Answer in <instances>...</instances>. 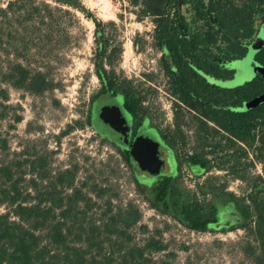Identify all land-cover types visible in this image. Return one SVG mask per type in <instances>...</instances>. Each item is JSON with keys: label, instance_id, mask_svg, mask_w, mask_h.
<instances>
[{"label": "trees", "instance_id": "16d2710c", "mask_svg": "<svg viewBox=\"0 0 264 264\" xmlns=\"http://www.w3.org/2000/svg\"><path fill=\"white\" fill-rule=\"evenodd\" d=\"M53 1L76 8L93 21L98 43L94 62L96 76L103 85L122 91L127 103L131 102L140 110L141 98L137 101L131 82L118 81L113 72L105 68L112 64V58L119 56L120 49L106 53L109 39L103 38L102 22L74 4H82L79 0ZM127 1L135 8L139 20L152 19L153 38L162 51L160 64L168 80V90L195 114L198 145L192 154L183 153L178 157L180 169L185 165L199 167L202 170L196 176L199 177L212 168L232 163V174L246 183L237 194L229 191L225 182L208 180L189 184L181 177L161 178L152 187L142 188L134 179L137 190L142 195L146 193V200L160 213L194 231H214L211 224L221 215L234 214L239 219L237 227L246 230L248 236L244 255L251 264H264V99L247 110L242 108L244 103L263 96L264 80L256 76L235 88H222L205 80V77L215 80L233 77L234 71L228 67L232 61L245 56L257 31L256 21L264 20V0ZM27 3L34 4L32 0H8L0 7V18L11 19L12 27L16 15L28 9L36 13L50 11V5L43 2L24 11ZM15 5L19 6L14 10ZM15 32L22 37L16 56L23 58V53L31 51L24 36L26 31ZM20 60L9 62L5 71L0 68L2 98L7 97L3 84L33 94L53 88L45 72ZM255 60L264 67V46ZM174 105L178 125L183 107L178 103ZM89 119L88 110L87 123L95 132ZM20 120V116L15 118L16 122ZM219 132L223 133L221 137L228 150L224 155L218 153L223 150L220 142L209 143ZM168 134L172 147H185L184 136L177 137L175 131ZM245 147L251 148L254 159L262 164L261 174L247 176L245 170L242 174L241 169L236 170L240 161L248 158ZM4 150L6 141L0 139V264H153L155 256L165 250L166 245L153 234L143 245L130 246L132 237L128 230L141 216L136 205L128 203L115 211L107 202L99 219L90 216L95 203L84 193L85 183L82 187L74 186L76 167L53 172L46 156L27 155V151L22 153L26 154L25 159L4 163L1 159ZM118 153L128 166L127 157L122 151ZM25 165L34 178L22 188L25 173L15 170ZM31 189L35 191L33 197ZM106 191L100 188L97 196L102 197ZM142 229L145 232L144 226Z\"/></svg>", "mask_w": 264, "mask_h": 264}, {"label": "rangeland", "instance_id": "374dc122", "mask_svg": "<svg viewBox=\"0 0 264 264\" xmlns=\"http://www.w3.org/2000/svg\"><path fill=\"white\" fill-rule=\"evenodd\" d=\"M7 1L0 0V7H4ZM79 1L102 22L103 38L109 39L106 53L109 54L114 48L120 49L119 56L112 58V64L107 65L106 70L112 71L118 81H130L136 96L143 97V101L147 102L154 122L162 123L160 119H163L172 132L175 99L168 91V80L160 64L162 51L153 38L152 19L145 17L139 20L135 8L127 0ZM32 2L34 4H26L24 11L34 8L38 2L48 3L50 11L36 13L28 9V12L16 15L12 27L11 19L0 18V68L5 71L9 62L24 59L20 61L45 72L53 88L33 94L2 85L7 96L2 98L0 94V139L6 141V150L1 152L2 161L9 163L25 159L26 154H42L53 172L76 167L78 173L74 186L82 187V183H85L83 191L95 203L89 215L96 219L106 209L107 202L115 211L128 203L136 205L141 216L128 230L132 237L130 246L143 245L152 234L166 245L165 250L155 256L153 264H251L243 253L248 241L243 228L194 231L148 205L133 183L132 173L118 151L111 144L103 142L87 123L91 98L101 85L95 74L98 43L93 21L78 9L57 4L53 0ZM18 6L15 5L13 9H18ZM15 30L26 31L24 36L31 51L26 55L24 48L21 52L23 58L16 56L22 37ZM256 30L245 56L232 61L228 67L234 71L233 77L226 80L209 78V83L222 88H235L256 76L264 80V67L255 60V55L264 46V20L256 21ZM49 32L52 33L50 37ZM263 99L264 94L244 103L242 108L247 110ZM194 115L184 107L180 113L187 127L184 133L186 145L176 148L183 149L181 151L185 153H193L198 145ZM17 116L21 117L18 122L15 121ZM209 125L213 127L212 123ZM219 133L209 143L220 142L223 150L218 153L224 155L228 150L225 139L221 137L223 133ZM245 148L249 153L248 158H243L236 170L241 169L240 174L245 170L247 176L261 174L262 164L254 159L251 148ZM24 151H27L26 154H22ZM231 165L228 163L220 168H212L199 177H192L185 166L182 169L190 177L191 183L202 184L208 180L212 183L225 182L229 191L240 194L246 183L232 174ZM27 169L25 165L15 170L25 173L22 188L34 178ZM35 180L39 183L38 178ZM100 188L107 190L102 197L97 196ZM34 194L35 191L31 189V196Z\"/></svg>", "mask_w": 264, "mask_h": 264}, {"label": "flooded vegetation", "instance_id": "af4514ba", "mask_svg": "<svg viewBox=\"0 0 264 264\" xmlns=\"http://www.w3.org/2000/svg\"><path fill=\"white\" fill-rule=\"evenodd\" d=\"M209 78L212 79L211 77H205L206 82H209ZM168 91L172 94L173 99H175V103L189 109L178 96L174 95L170 90ZM140 98L141 97L136 96L137 101ZM191 111L193 113V110ZM173 113L175 116V107L173 108ZM89 116L90 123L96 134L100 138H104L105 141L111 144L117 151H122L127 157L128 167L132 173L135 186L136 183L134 179H137L142 188H149L156 184L161 178L175 180L180 177L184 183L189 182V184H191V181L188 179L190 177H188L179 166L178 157L185 153V151L171 146L167 139L170 137L168 134L171 130L170 127H166L167 125H165L163 119H160L162 123L156 124L154 122L148 104L143 101V97L141 98V109L139 110V107L137 108L131 102L127 103L126 95L118 88H109L101 82L99 89L93 95L90 102ZM172 127L175 134H178L177 137L184 136V138H186V134H184L187 131L185 121L179 120V124L177 125L174 118ZM191 132L192 131H190V133ZM146 136L159 143L157 158L159 162H161L160 164H162V172L160 173L153 174L152 171L156 168H153L148 159L144 158V154L141 155L137 153L140 148L139 142H142L144 140L143 138ZM187 154H192V152ZM187 154L185 153V155ZM185 167H187V170L192 174V177H196L202 173L201 169L200 172L195 171V169H199V167L194 165H185ZM142 196L146 200L147 194L145 193ZM146 201L150 207L156 210L150 201ZM156 211L159 212L158 210ZM224 217L236 216H234V214L221 215L213 223L221 221ZM237 225L238 223L235 222L228 227H223L214 231L233 229L237 227Z\"/></svg>", "mask_w": 264, "mask_h": 264}, {"label": "water", "instance_id": "95a60500", "mask_svg": "<svg viewBox=\"0 0 264 264\" xmlns=\"http://www.w3.org/2000/svg\"><path fill=\"white\" fill-rule=\"evenodd\" d=\"M74 4L82 9L84 8V6L79 2H74ZM143 139L144 140L142 142H139L140 148H139V152L137 151V153L141 155L144 154L145 155L144 158H147L151 166H153V168H156L155 170L152 171L153 174L162 172V166H161L162 164H160L161 162H159L157 158L159 143L147 136L144 137ZM195 171L200 172L201 170L196 168ZM238 220L239 219L237 217H224L221 221L211 224V228L214 230H219L223 227L230 226L232 223L238 222Z\"/></svg>", "mask_w": 264, "mask_h": 264}]
</instances>
